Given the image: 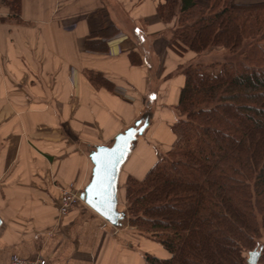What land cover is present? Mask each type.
<instances>
[{
  "label": "crops",
  "instance_id": "obj_1",
  "mask_svg": "<svg viewBox=\"0 0 264 264\" xmlns=\"http://www.w3.org/2000/svg\"><path fill=\"white\" fill-rule=\"evenodd\" d=\"M165 0H0V264H150L171 257L126 224L113 227L81 195L89 152L152 114L122 168L143 180L178 141L172 130L185 84ZM135 59L136 63L132 60ZM62 190L79 201L59 217Z\"/></svg>",
  "mask_w": 264,
  "mask_h": 264
},
{
  "label": "trees",
  "instance_id": "obj_2",
  "mask_svg": "<svg viewBox=\"0 0 264 264\" xmlns=\"http://www.w3.org/2000/svg\"><path fill=\"white\" fill-rule=\"evenodd\" d=\"M158 14L178 54L228 55L181 67L178 141L127 179L129 225L171 255L150 264H249L253 251L264 264V0H165Z\"/></svg>",
  "mask_w": 264,
  "mask_h": 264
},
{
  "label": "water",
  "instance_id": "obj_3",
  "mask_svg": "<svg viewBox=\"0 0 264 264\" xmlns=\"http://www.w3.org/2000/svg\"><path fill=\"white\" fill-rule=\"evenodd\" d=\"M152 114L146 112L132 126L119 133L111 145L97 146L88 156L94 165L90 183L81 200L115 228H122L127 220L126 212L120 210L119 188L122 168L136 143L150 127ZM259 251L249 254L248 263L258 264Z\"/></svg>",
  "mask_w": 264,
  "mask_h": 264
},
{
  "label": "built area",
  "instance_id": "obj_4",
  "mask_svg": "<svg viewBox=\"0 0 264 264\" xmlns=\"http://www.w3.org/2000/svg\"><path fill=\"white\" fill-rule=\"evenodd\" d=\"M59 201V217L65 218L79 201V196L72 190H62ZM10 264H46V261L41 257L30 260L14 255Z\"/></svg>",
  "mask_w": 264,
  "mask_h": 264
},
{
  "label": "rangeland",
  "instance_id": "obj_5",
  "mask_svg": "<svg viewBox=\"0 0 264 264\" xmlns=\"http://www.w3.org/2000/svg\"><path fill=\"white\" fill-rule=\"evenodd\" d=\"M228 55V52L221 48H213L209 49L205 53L198 55L196 60L193 61L194 64H202V65H209L217 61H222L226 56ZM120 189V188H119ZM76 205V204H75ZM120 210L126 212L127 206L125 207L122 204H120ZM127 220L124 221L123 224H126ZM246 256L248 257V253L246 252Z\"/></svg>",
  "mask_w": 264,
  "mask_h": 264
}]
</instances>
